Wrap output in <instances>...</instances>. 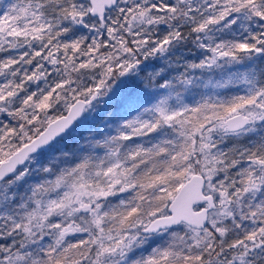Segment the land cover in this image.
Returning a JSON list of instances; mask_svg holds the SVG:
<instances>
[{
	"label": "snow or ice",
	"instance_id": "snow-or-ice-1",
	"mask_svg": "<svg viewBox=\"0 0 264 264\" xmlns=\"http://www.w3.org/2000/svg\"><path fill=\"white\" fill-rule=\"evenodd\" d=\"M0 264H264V0H0Z\"/></svg>",
	"mask_w": 264,
	"mask_h": 264
}]
</instances>
